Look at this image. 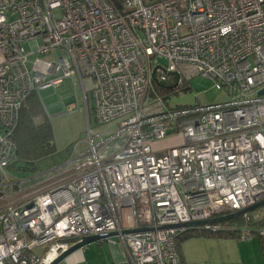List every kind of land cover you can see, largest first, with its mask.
Listing matches in <instances>:
<instances>
[{"label": "built area", "instance_id": "2783aa9c", "mask_svg": "<svg viewBox=\"0 0 264 264\" xmlns=\"http://www.w3.org/2000/svg\"><path fill=\"white\" fill-rule=\"evenodd\" d=\"M195 77L228 99L169 109L156 92ZM67 80L90 93L97 126L116 123L107 141L126 135L125 144L105 158L107 141L94 146L89 131L88 149L63 165L74 176L11 203L23 184L8 171L19 111ZM262 90L264 0H0V264H50L72 241L114 232L127 264H179L176 238L188 229L159 227L264 200ZM174 134L181 145L152 149ZM253 234L264 249V229L236 236Z\"/></svg>", "mask_w": 264, "mask_h": 264}, {"label": "rangeland", "instance_id": "374dc122", "mask_svg": "<svg viewBox=\"0 0 264 264\" xmlns=\"http://www.w3.org/2000/svg\"><path fill=\"white\" fill-rule=\"evenodd\" d=\"M24 48L26 51H29L28 45H25ZM34 57L35 55L31 56V58ZM84 84L86 86L87 82H84ZM183 86H186V91L182 90L183 88L181 87L182 89H178L176 92L162 94L161 97L164 99L166 107L169 109L198 108L201 106L222 103L228 99V96L224 92L215 89V83L212 80L202 77H195L188 82V85L184 84ZM37 94L44 108L50 111L55 154L36 164L38 167L35 172L29 169L24 170L20 167L19 163L17 166L15 165L13 167V170L9 169L8 171L15 178L23 181V183H28L30 182V179L38 175L39 172L53 170V173L56 172L55 176L57 177L42 186L40 192H44L58 186L71 176L75 175L74 169H69L67 166L61 165L71 159H75L78 154L85 152L88 149L89 131L95 136L93 137V145L96 146L101 142L107 141L110 138L108 133L116 131L117 126L114 122L107 125L97 126L92 115L89 114L88 116L85 111V107L89 111L92 108L90 93H88L87 97H84L80 84L73 85L71 80L65 81L61 86L41 90ZM148 95L149 98H153V94L148 93ZM111 143L112 140L107 141L104 150ZM182 143L181 135L174 134L165 140L154 141L152 143V149L154 151H156V148L159 150H166L171 147L179 146ZM76 144H78V146L74 149ZM101 151L100 154L102 156ZM64 172V176H58ZM223 224H225L223 227L226 228L229 222ZM249 224L250 222L248 224L246 223L244 226L251 227ZM199 242H203V239L190 238L181 243L180 249L182 252L184 251L185 257L187 255L186 259L193 260L200 256L197 255L196 252H193ZM45 247L46 246H44V248ZM205 249L206 255L209 258L213 254H218V249L215 245H209Z\"/></svg>", "mask_w": 264, "mask_h": 264}, {"label": "crops", "instance_id": "0c3cea01", "mask_svg": "<svg viewBox=\"0 0 264 264\" xmlns=\"http://www.w3.org/2000/svg\"><path fill=\"white\" fill-rule=\"evenodd\" d=\"M84 82H87L86 87L90 89V80L86 79ZM45 112L50 119V111L45 109ZM169 137L171 136L167 138ZM125 141L126 135H121L113 139L112 143L109 144L105 150L104 148L102 149V151L104 150L103 152L101 151L103 157L107 158L114 155L124 146ZM158 150L159 149L156 148L155 152L159 153L164 151ZM35 171H37V169H35L34 172ZM55 173H53V170L39 172L38 175L30 179V182L21 184L16 196L11 198L9 202L23 203L25 200L36 196L40 193L45 183L57 177ZM64 175L65 172L58 176ZM247 215H249V225L251 227H245L244 225L246 223L241 220L231 225L230 228L238 230L248 228L253 231L264 229V206ZM195 238L203 239V242H199L194 251L192 250L200 256L193 260H188V258L186 259L187 255L185 257L184 251L182 252L180 249V259H182L185 264H264V249L260 238L256 234H253L249 241H241L237 237L225 239ZM209 245H215L218 249V254H213L210 258L205 252V248ZM58 264H127V258L121 238L119 236H114L86 245L71 253Z\"/></svg>", "mask_w": 264, "mask_h": 264}, {"label": "trees", "instance_id": "16d2710c", "mask_svg": "<svg viewBox=\"0 0 264 264\" xmlns=\"http://www.w3.org/2000/svg\"><path fill=\"white\" fill-rule=\"evenodd\" d=\"M182 88L178 89H182L184 91L187 90L186 86H183ZM178 89L172 86H158L156 87V92L157 94L162 95L167 94L168 92H176ZM13 140L16 145L17 155V162L15 165L17 166L19 163L20 167H22L24 170L29 169L34 171L38 167L36 164L55 154L52 125L37 92H32L20 109L17 124L13 132ZM241 220L245 223H248L250 220L249 215L229 221V224L226 228L224 227V229L215 232L188 229L181 233L176 238V245L179 252V264H185V262L180 259V245L182 242L195 237L213 239L237 237L236 233L238 229L230 230L227 228H230L228 226L234 225ZM223 225L225 224H219L220 227H223Z\"/></svg>", "mask_w": 264, "mask_h": 264}, {"label": "water", "instance_id": "95a60500", "mask_svg": "<svg viewBox=\"0 0 264 264\" xmlns=\"http://www.w3.org/2000/svg\"><path fill=\"white\" fill-rule=\"evenodd\" d=\"M259 96H264V90L260 91L258 93ZM264 206V200H261L260 202L256 203L253 206L247 207L243 210L237 211L235 213L232 214H228L225 216H220V217H216L210 220H206V221H197V222H189V223H185V224H180L177 226H162L159 227L158 229H168V228H187V229H198L207 225H216V224H220V223H225V222H229L232 221L236 218L239 217H243L247 214L252 213L253 211L257 210L258 208H261ZM149 230L148 228H143V229H137V230H127V231H122L121 234H126V233H131V232H138V231H147ZM114 236H119L118 233L114 232V233H109V234H105V235H96V236H85V237H81L78 241H72V244L68 250H66L65 252H63L62 254H60L53 262H51L50 264H58L59 262H61L63 259H65L67 256H69L71 253L75 252L78 249H81L82 247L89 245L91 243L100 241V240H104V239H108Z\"/></svg>", "mask_w": 264, "mask_h": 264}]
</instances>
